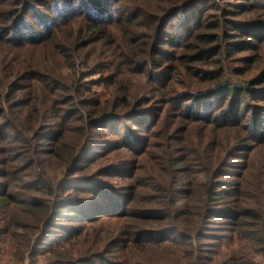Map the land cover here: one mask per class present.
<instances>
[{
  "label": "trees",
  "instance_id": "16d2710c",
  "mask_svg": "<svg viewBox=\"0 0 264 264\" xmlns=\"http://www.w3.org/2000/svg\"><path fill=\"white\" fill-rule=\"evenodd\" d=\"M262 64L264 0H0V241L264 264Z\"/></svg>",
  "mask_w": 264,
  "mask_h": 264
},
{
  "label": "rangeland",
  "instance_id": "374dc122",
  "mask_svg": "<svg viewBox=\"0 0 264 264\" xmlns=\"http://www.w3.org/2000/svg\"><path fill=\"white\" fill-rule=\"evenodd\" d=\"M30 19V18H29ZM178 32H181L180 30H178ZM181 34V33H180ZM3 50L7 52L8 49H4L2 48ZM91 50H86L84 51L85 53L87 52H90ZM88 54V53H87ZM106 54V51L104 50L102 52V55H105ZM245 56L247 54H244ZM243 56V55H242ZM261 67H264V65L262 64ZM82 70L84 71H87V70H90L88 67H83ZM64 72L67 73L68 71L66 69H64ZM258 71H255L253 72V74H251L250 77H253L257 74ZM97 78L96 76L93 77L92 79H95ZM94 91H98V92H101L102 95H106V92H104L103 90V87H95L93 88ZM113 138V137H111ZM86 149H88V147H81V149H79L78 153H84L86 151ZM126 156H128V154H126ZM117 158H125V157H121L120 155L117 157ZM144 165H147V163L145 162ZM97 166V165H96ZM96 169H90L88 172L89 175H91ZM60 179L63 178L62 175L59 176ZM115 183H118L120 184V181L119 180H114V184ZM13 230V234L11 233L9 235V237L11 236L12 239H10V241H7V242H4L3 240L0 241V264H30V253L31 252H27L26 255H25V258H23L21 256V254H18L16 248H19V245H21V248H22V245L25 246V242L27 241V237H28V231H24L22 229H17L15 228L12 229ZM8 237V238H9ZM24 249V247H23ZM181 262L182 264H188V261L187 259L185 258H182L181 259Z\"/></svg>",
  "mask_w": 264,
  "mask_h": 264
}]
</instances>
